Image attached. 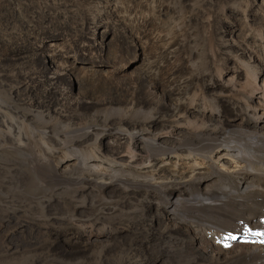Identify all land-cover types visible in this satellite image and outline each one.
I'll return each instance as SVG.
<instances>
[{
  "label": "bare ground",
  "instance_id": "obj_1",
  "mask_svg": "<svg viewBox=\"0 0 264 264\" xmlns=\"http://www.w3.org/2000/svg\"><path fill=\"white\" fill-rule=\"evenodd\" d=\"M109 40L150 53L101 108L33 66L44 44L61 72L91 58L78 87L104 92L125 75L122 54H96ZM0 50V264L78 263L55 256L61 233L84 264H144L130 253L153 235L166 263L264 264V0H0Z\"/></svg>",
  "mask_w": 264,
  "mask_h": 264
},
{
  "label": "rangeland",
  "instance_id": "obj_2",
  "mask_svg": "<svg viewBox=\"0 0 264 264\" xmlns=\"http://www.w3.org/2000/svg\"><path fill=\"white\" fill-rule=\"evenodd\" d=\"M244 2H246V1H244ZM241 5H242L241 7L243 8V4H241ZM227 8L228 9L225 10V14L228 15V17L230 16L229 17L230 22H229V20H228V23L224 22L221 24V22H218L219 23L218 25L219 26L221 25V27L225 31L227 39L236 40L237 34H239L242 30V28L240 29V25H241V27H243V24H244L243 17L239 12V9L241 10L242 8L238 7L239 9H237L236 6H235V8L233 6L232 7L229 6ZM251 18L253 19L252 15H251ZM241 20H243V21H241ZM249 20L250 19L248 18V22H250ZM253 20L257 21L256 18H254ZM231 25H233V27H238L239 29H235V31L232 32ZM243 31H245V29ZM101 33L102 32L99 33L98 37L100 38L101 41L105 42L108 38L106 36H104V34L102 35ZM234 33H236V34H234ZM47 42H49V41H47ZM45 46H47V45L44 44L42 50H39V52L37 54H34L33 66L39 70L42 77L43 76L49 77V75H52L53 73L54 74L58 73L59 74L58 77L61 79V81H59V84L66 90V92H67L66 97L68 98V100L70 102H74L77 99L78 100L82 99L83 102L86 103V105H87V103L94 101V103H95L94 109L101 108L102 106H104L105 105L104 99L107 98L108 95H111L113 98H116V97L121 96V94H123V92L121 90L122 86L126 83H129L131 80V77L134 76L131 73V71H129L130 67L134 64V60L132 59L134 54H137V55L139 54L140 58H141L140 60H142L143 56L150 53L149 52L150 48H148L147 46H145L144 49L140 50V52H139L138 49H136V47H132V45H127L125 48H120L114 43V41L111 40L109 50H104L105 47H103L102 50L97 51L98 53L96 52V54L97 55L98 54L109 55L110 57H117V56L122 54L124 59L119 64L121 65L120 69H122L125 72V75L119 76L118 78H115L113 80H109L106 82V84L104 82L102 84L96 85V87L103 86L104 92H101L98 88H96V90H94L93 88H91V89L85 88V91H83V90L79 89V87H78L79 85H78L77 77L80 76L81 72L85 71L89 66L92 65V59L91 58L83 59V58L79 57L78 61L76 63L64 62V66H67L66 67L67 70H65L64 72H61V71H59V68H61V67L58 64L62 65L63 60L59 57L51 58V56L46 53L48 49L45 50ZM67 55L69 56L71 54L68 53ZM0 60L5 61V59H3V57H1V56H0ZM128 71H129V73H128ZM157 76H158L157 77L158 83H160L161 82V80H160L161 75L158 74ZM109 86H110V88H109ZM84 95H86V97ZM155 95H158V91L153 86V89H150V92L148 94L144 93V94L140 95V100L144 101L146 104L147 103H154V96ZM158 107L162 108L163 105L158 106ZM76 108H77V106H75V109ZM224 111H225V113L226 112L228 113V111L226 109H224ZM180 134L187 135L188 133L186 130H181ZM122 154L126 155V153L124 154L123 152H122ZM134 195L141 200L144 198V196H142L141 194H134ZM111 196L105 197V199L110 203V204L108 203L109 207L115 206L116 208H118L123 213V211L125 210V208L127 206L126 200H128V197L130 195L124 194V195H119V196H117V195H111ZM149 196H150V194L147 196V199L149 198ZM150 200L154 201V194L151 195ZM118 203H120V204H118ZM146 205L148 207H152V205L150 203L146 204ZM80 209H83V208L81 207ZM142 213L152 216V219H153V223H152L153 226L152 227H153V231L155 232L154 228L156 227V225L160 221V218L158 217V215L155 214V211L153 209L148 210V212H147V210L142 211ZM139 220L140 219L138 217L134 218V222H136L135 225H137V223H139ZM192 220L195 221L194 219H192ZM60 236L62 239L58 238L55 242V245H56V249H54L55 256L57 258H60V259H66L70 262H78L76 264H84V263H80L79 261L82 259V257H83L82 255L84 253H86L87 249H84V250L80 249L79 245H77L76 242L71 241L70 239H67L66 237H64V233H61ZM126 238H127V235H125V234H122L119 237L120 240L121 239L126 240ZM82 242H84V241H82ZM110 243H112V244H110ZM152 243L154 244V235L150 239L149 243H146V242L141 243L138 251H134L133 252L134 254L130 253V256L132 258L135 256H139V257H135V259L141 260L140 263H142L146 260L144 264H161V262H162V264H168L169 262L166 263V261L168 260V258L170 256L167 253H165L162 249L157 248ZM106 247L103 250L104 256H112L114 253V249H115L114 247H116V245L112 241H109V245H107ZM144 247H145V249H144ZM155 249H157V250H155ZM147 254H148V256H147ZM161 254L164 256L161 257ZM143 257H145V259ZM163 258L166 261H163ZM170 261L171 262L169 264H172V260H170ZM53 263L60 264L61 262H59V263L53 262ZM86 264H97V263L88 262Z\"/></svg>",
  "mask_w": 264,
  "mask_h": 264
}]
</instances>
